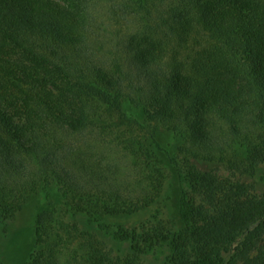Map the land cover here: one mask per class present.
<instances>
[{"label":"trees","instance_id":"trees-1","mask_svg":"<svg viewBox=\"0 0 264 264\" xmlns=\"http://www.w3.org/2000/svg\"><path fill=\"white\" fill-rule=\"evenodd\" d=\"M86 1L0 0L2 218L52 184L89 217L150 207L168 179L156 157L171 156L160 130L232 170L264 164V0H190L155 19L156 1L124 0L102 21ZM169 161L189 184L181 227L120 231L112 238L132 246L117 255L44 209L25 264H143L162 244L168 264H264V193Z\"/></svg>","mask_w":264,"mask_h":264},{"label":"rangeland","instance_id":"rangeland-1","mask_svg":"<svg viewBox=\"0 0 264 264\" xmlns=\"http://www.w3.org/2000/svg\"><path fill=\"white\" fill-rule=\"evenodd\" d=\"M55 1L61 3L62 0ZM123 1L90 0L86 1V3L89 7V13L97 19L96 21H102L113 16L110 13V9L112 11L113 9L118 10L119 15H121L119 8L121 10L124 9ZM154 1L158 5V8L153 13L154 19L161 11L169 13V7L174 9L179 6L180 10H182V5H187L191 2L190 0ZM130 4L134 7L131 2ZM176 13L177 11H170L172 16H175ZM121 19L124 20V18ZM105 23V25H108L106 29L110 32L118 29L112 24H107L109 22ZM119 29H123L122 33L126 32L124 31V27ZM125 109L134 113L139 120L144 117L142 113L135 111L128 105H125ZM130 129L128 130L133 133L142 132L139 136L145 133V131L140 130L137 126H133ZM147 135L146 137L150 141L146 140L145 144L149 145L152 149L155 147V144L152 143V139L149 137L150 135ZM157 140L171 156H167L164 152L157 153L158 156L156 158L160 159L159 164L163 167L168 179H166L162 194L150 207L126 215L89 217L88 215L72 210L68 206L66 207L63 199L60 197L58 188L52 184L48 189L50 192L48 195L31 197L13 218L6 220L0 216V264H25L29 260L35 250V222L38 214L44 209H49L60 221L78 225V230L86 235H92L94 239L105 244L106 247L112 249L117 255L130 253L132 246L130 241H116L112 238L113 235L118 234L120 231L135 230L141 232L146 227L154 226L156 222L174 226L176 229L181 227V190L188 189L189 184L178 178L176 170L169 161L171 158H175L181 163L184 169L192 166L202 172L215 171L224 178L250 185L257 194L264 193V164L254 170L236 171L229 168L222 161L205 160L201 157H193L191 154L184 153L183 145L185 141L170 131L160 130L157 135ZM113 161L121 164L119 159H113ZM170 256L171 250L166 244L155 245L147 255L143 256V264H168Z\"/></svg>","mask_w":264,"mask_h":264}]
</instances>
